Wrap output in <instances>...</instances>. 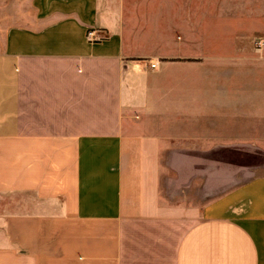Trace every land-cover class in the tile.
<instances>
[{
    "label": "crops",
    "instance_id": "obj_1",
    "mask_svg": "<svg viewBox=\"0 0 264 264\" xmlns=\"http://www.w3.org/2000/svg\"><path fill=\"white\" fill-rule=\"evenodd\" d=\"M0 264H264V0H0Z\"/></svg>",
    "mask_w": 264,
    "mask_h": 264
},
{
    "label": "built area",
    "instance_id": "obj_2",
    "mask_svg": "<svg viewBox=\"0 0 264 264\" xmlns=\"http://www.w3.org/2000/svg\"><path fill=\"white\" fill-rule=\"evenodd\" d=\"M156 66H157V63H156V62H152V63H151V67H152V68H156Z\"/></svg>",
    "mask_w": 264,
    "mask_h": 264
}]
</instances>
